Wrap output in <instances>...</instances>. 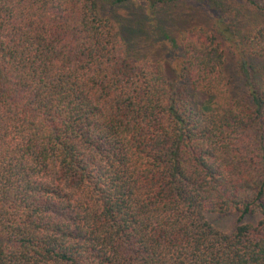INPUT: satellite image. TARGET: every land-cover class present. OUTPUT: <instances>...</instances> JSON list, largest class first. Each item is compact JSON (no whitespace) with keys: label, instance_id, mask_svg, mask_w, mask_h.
Returning <instances> with one entry per match:
<instances>
[{"label":"trees","instance_id":"16d2710c","mask_svg":"<svg viewBox=\"0 0 264 264\" xmlns=\"http://www.w3.org/2000/svg\"><path fill=\"white\" fill-rule=\"evenodd\" d=\"M181 1L0 0V264H264V20L163 33ZM153 32L171 78L132 52Z\"/></svg>","mask_w":264,"mask_h":264},{"label":"rangeland","instance_id":"374dc122","mask_svg":"<svg viewBox=\"0 0 264 264\" xmlns=\"http://www.w3.org/2000/svg\"><path fill=\"white\" fill-rule=\"evenodd\" d=\"M215 2L211 6L205 0H184L171 6L159 7L157 14L158 19L160 14V20L163 26L162 32H167L170 36H174L178 31L191 27H200L206 31H210L213 14L219 11L226 17L227 22L230 24V31L239 34L238 37L236 35L238 39L242 34L250 36L253 30L264 20L263 15L253 10L244 2L236 0H215ZM142 10H147L146 4L135 2L129 6L121 7L117 13L122 16L124 27L131 26V29H136L133 25L140 21L138 16ZM146 21L147 24H151V19ZM129 40L134 54H151L153 60L162 62L167 75L170 78L173 76L174 70L172 69L173 67L169 57L173 54L180 53L176 49H172L168 45L169 43H162V34L158 36L153 32L149 38H145L142 41H134L132 38ZM220 42V47L225 56L226 68L231 76L233 94H236L240 88L237 87L239 85L238 81L235 80L233 70L236 50L233 45L222 41ZM235 218V214L232 212L226 214H207L209 222L222 232H230L233 229L235 226ZM246 220H253V218H246Z\"/></svg>","mask_w":264,"mask_h":264}]
</instances>
